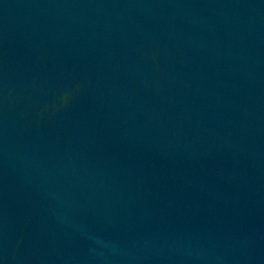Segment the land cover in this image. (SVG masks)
Instances as JSON below:
<instances>
[{
  "label": "water",
  "instance_id": "obj_1",
  "mask_svg": "<svg viewBox=\"0 0 264 264\" xmlns=\"http://www.w3.org/2000/svg\"><path fill=\"white\" fill-rule=\"evenodd\" d=\"M0 264H264V0H0Z\"/></svg>",
  "mask_w": 264,
  "mask_h": 264
}]
</instances>
